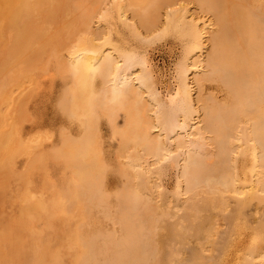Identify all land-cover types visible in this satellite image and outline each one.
Wrapping results in <instances>:
<instances>
[{
	"label": "bare ground",
	"instance_id": "obj_1",
	"mask_svg": "<svg viewBox=\"0 0 264 264\" xmlns=\"http://www.w3.org/2000/svg\"><path fill=\"white\" fill-rule=\"evenodd\" d=\"M56 1L58 2V0H56ZM63 2H65V0ZM127 2H128V4H126ZM145 2H147V1H145ZM56 3H55V0H0V52L3 53V57L2 58L0 57V59H1L0 60V74L6 70H8V71L11 69L16 70V68H17V69H19V72H17L18 73L17 75L19 76L20 79L24 78V80H25V78L28 77V74L30 73V71H32L34 69L35 62L33 61V56L34 57L37 56L38 58H40V57L42 58V56H43L42 54H44V52H45L44 50L49 46L52 47L51 46L52 40L58 36V34L60 33L61 29L65 26V24L67 26H69L68 22H66V19L64 18L63 14L61 13L59 6ZM59 3H60V0H59ZM102 3H104V2H102ZM126 3L125 4L128 5L127 7H129V9L134 10V8L136 6L134 1L128 0V1H126ZM71 4H68V5H71ZM79 4H81V3H79ZM68 5H66V6H68ZM104 5H105V3H104ZM123 5H124V3H123ZM81 6H82V4H81ZM96 6H98V5L96 4L93 6L94 10H92V11L94 13H96V10H97ZM237 6H238L236 9L237 13H235L236 15L233 14L232 15L233 18L231 17L232 23H228L227 21L223 22L219 26L218 30H216L217 32H215L214 35L212 34L213 37L211 39V47H210L211 49L209 48L207 60L205 62H202L199 59V57L197 56L194 59H192L191 64L189 63V65H186L183 73L181 72L182 73V77L180 78L181 81L178 79L180 81L179 89L175 90L176 92L174 95L170 94V96H168V98H169L168 105L170 106V109H172L175 112L174 114L175 115L177 114V115L172 120L170 126L168 128L166 126V129H164L166 131L165 132L166 134L163 136V138L154 135L153 130L156 128V125H158L157 123L160 122V120H161V116L163 113V111H161V106H162V102L164 100L155 104L156 105V107L154 106L155 108H151L150 106L147 105V103L144 104L142 102L143 104H141V100L139 99V96H138V90H137V88H135V84L136 85L139 84L140 85L139 88H143L142 86H146L148 89V92L154 91L153 85L150 82V77H149V73H148L149 71L147 70L148 68H147L145 62L143 63V61H142L141 71L138 73H135V72H133L135 65L131 61L133 59H129V57L127 55L119 54L118 56H115L114 51H116V53H117V50H113V52L111 53L110 51L107 52V50L103 51L104 50L103 48H102V51L93 50V49L91 50L90 49L91 43L92 42L96 43V40L94 38H93V40H95V41L88 43L90 47H88V46L87 47L90 50H85L87 48L86 47L84 49V51L80 52L79 55L77 53L78 58L84 59L83 60L84 63H82L80 65V67L77 68L75 65L76 63H74V61H72V59L70 60L71 62L69 63V68L78 77L79 85L77 87V95H74L72 100H70V101L67 100V107L65 108V110H67V112L72 117H75L76 119H77V117L83 119L82 121L84 123V132L81 135V137H76L72 133L71 134L74 137L72 135H68L66 133L67 130H65V132L63 133V140H62L63 143H62V146L60 145L61 148L59 149L58 154L61 156L60 153H62V156L64 158L63 161L67 163V166L69 165L70 167L73 168V171H72L73 175L70 173L72 175L70 177L71 178L70 183L73 185V191L70 194L69 193L65 194V196L67 198H69V203H71V204L78 205L82 200H86L87 198L91 197L94 200L96 199V202L101 203V205H102V203H105L107 205L108 204L112 205L113 207L115 206V209L117 208L115 211L116 217H114L115 215L113 217H114V219L116 218V221L119 224V225L118 224L117 225L121 227L119 229H122L121 231L123 233L122 236H120V238H117L116 237L117 235L115 236L114 233H108V234L106 233L107 235L105 237H103L104 239L102 238L103 240H100V237H99L100 235L97 236L98 232L96 234V237L95 236L93 237V235H92L93 238L92 239L89 238L91 240L86 241V243L83 244V245L86 244L84 254H83L84 257L81 260H79V259L77 260L75 258L77 260L76 264H150V263L154 264L153 261L156 260L155 258L157 255H156L155 248L153 246V241L151 240V237L149 236L152 233V230L149 228L147 229L145 226H144V229H142V223H144V222L142 221L141 213L143 210V206H146L147 204H150V202H153L155 200V196H154V198H152V194L150 193V191H149V193L151 195L150 194L149 195H142V192H141L142 189L140 191L139 188L142 185L144 187L145 183L146 184L149 183L147 185H152V178L151 177H153L152 174H153L154 167L156 169L157 166L159 167L162 163H164L166 161L171 163L170 167H172V169L174 170V172L173 171L172 172L175 175L176 182L179 185H182V189H181L182 191L181 192L179 191L180 192L179 196L180 195H181V197H182V195L187 196V199H185V200L183 199L184 201L182 203H180L181 200L178 197V199L180 200V201L179 200L178 201L182 205L190 204L188 206H191L192 203L196 202V200H197V204H198V202L201 200L200 197L203 198V196L205 195L206 196L205 199L207 201L206 203H209L211 205V203L213 201H219L220 206H222V208L225 209L227 199L230 196H233V199L236 200V202L238 204V205L235 204V205H237L235 208L238 211L239 218L244 219L242 212L244 213V209L250 208V205L253 204V202L251 203V201L256 199V200H258V202L264 203V0H249L248 3H246L245 0H239ZM83 7H84V5H83ZM121 7L123 8L122 5H121ZM147 7H149V5ZM65 8L67 9L68 7H65ZM138 8L141 9L142 7L140 8V6H139ZM124 9H125V6H124ZM118 10L120 11V9H118ZM142 10H138V9H137V11L134 10L136 12L135 16H134L136 19L135 22L143 24L144 28H145L144 29L145 32L149 36H151L163 24V21L161 18H158V19H156V18L152 19V17L147 18V8H143ZM121 11H123V10L121 9ZM102 12H103V10H102ZM102 12L101 13L99 12V13L103 15ZM80 13H82V11ZM121 13L122 12H120V17H121ZM85 14H86V12H85ZM150 14H153V13H150ZM180 14L182 15L181 18L183 19L182 20L183 24L185 23L186 26L189 28V29H187V33H188L187 36L190 38L188 51H191L194 53V50L198 49L202 45V39H203L204 32H202L201 28L196 23L197 20L194 19L192 12H190L185 7L180 6V8H177V7H173L172 4H168L165 15H162V16L165 17L164 18L165 21L169 22L171 20V18H173V17L176 18L175 16L179 17L178 15H180ZM76 15H78V13ZM85 17H86V15H85ZM123 17H125V16L123 15ZM111 18H112V16H111ZM181 18H180V20H181ZM225 18H227V17H225ZM114 19H115V17H114ZM85 20L83 21V23L86 22ZM81 21H82V19H81ZM120 21H123V23H125L123 19H121ZM229 21H230V19H229ZM90 22H92V21H89V23ZM127 22H128V20H127ZM76 25H78V24H76ZM76 25H74V28L76 27ZM130 25H132V24H130ZM92 26L93 25L91 24V26H89V27H91V29H92L93 28ZM68 29H69V27H68ZM133 29H132V31H135ZM72 30H74V29H72ZM83 30H85V29H83ZM5 34H7V38H5V36H6ZM73 36H74V34H73ZM81 36H82V34H81ZM86 37H88V36H86ZM90 37H92V36H90ZM60 38H62V37H60ZM64 39H65V36H64ZM88 40L90 41V40H92V38L88 39ZM104 44H106V43H104ZM99 46L97 48H99ZM54 47H55V45H54ZM94 48H96V47L94 46ZM201 48H200V50H201ZM54 49H51V51L53 52ZM73 49H74V47L71 50H73ZM58 51L56 53L54 51L53 53H55L57 55ZM80 51H81V48H80ZM71 52L72 51H70V53ZM75 52H79V51L75 50ZM75 52L73 54H75ZM53 53H50V54L53 55ZM40 55H42V56H40ZM192 55H194V54H192ZM195 55H197V54H195ZM200 56H202V55H200ZM71 58L76 59L77 57H71ZM204 58H206V57H204ZM187 61H189V60H187ZM187 61L185 60V62H187ZM202 63H205L204 73L201 70L200 72H202V75H199L198 73H196L198 69L197 70L195 69L196 72L195 73L193 72L194 76L192 78H189L188 74L190 71V67L199 68L202 65ZM65 67H67V65H65ZM58 68H59V66H58ZM35 70H37V69H35ZM91 70L94 71L93 75H90ZM192 70H194V69H192ZM68 71H69V69H68ZM137 71H139V70H137ZM39 72H40V70H39ZM60 72H59V74H60ZM11 74H13V72H11ZM7 78H9V77H7ZM17 78H16V80H17ZM70 78H72V77H70ZM208 78L213 79V81H215V83L218 84L219 88L223 92L224 99H223L222 103L215 100L216 98L212 97L209 94L210 96L208 98L210 100H213L212 104L211 105H209V104L201 105L199 103L200 99H198V96L196 98L194 97L197 95V93H196V95L193 94L194 89H196L194 87L196 85H198L199 89H197V90L199 92V90L201 88L200 87V83H201L200 81H202L203 79H208ZM36 79H37V77H36ZM70 81H71V79H70ZM95 81H103L105 86L109 87L110 93L112 94L111 99H106V97H105L102 100H100L96 97L97 95H96V92L94 89L95 88L94 87ZM135 81H137L138 83L136 82L133 84V82H135ZM19 82H20V80H19ZM25 82H26V80H25ZM30 82H31V79H30ZM209 82H211V81H209ZM21 83H22V80H21ZM12 84H14V83H12ZM97 85H98V83H97ZM15 87H18V86H15ZM9 88H10V86H9ZM27 88H28V86H27ZM16 90L19 91L18 89H16ZM155 90H156V88H155ZM143 91H144V89H143ZM154 92H155V95L157 96L158 94H156V91H154ZM23 93H25V92H23ZM5 94H6L5 91L0 93V101H1V99H5ZM21 94H20V96H21ZM85 94H87V95L89 94L90 97L87 98V103H88L87 106L82 107L81 104H82V101H83ZM16 95H18V94L16 93ZM153 95H154V93H153ZM146 96H145V98H146ZM151 96H152V94H151ZM13 97H14V95H13ZM158 97H159V95H158ZM160 97H159V99H161ZM204 98H205V96H204ZM18 99H19V95H18ZM8 100H9V98H8ZM11 100H13V98ZM23 100H24V98H23ZM202 100H205V99L202 98ZM7 101H6V103H7ZM25 101H26V99H25ZM16 102L17 101L15 100V103ZM201 102H203V101H201ZM19 104H20V102H19ZM2 105H3V103H2ZM4 105H6V104L4 103ZM15 105L16 104H14L13 107H15ZM163 105L165 106V104H163ZM19 106L20 105H18V107ZM4 107L5 106H3V108ZM6 107H5V111H6ZM20 107L18 109H20ZM103 107L106 108L107 110L108 109L113 110V112L116 111L117 107H122L124 109V113L126 114V120L124 122V126L121 128H119V126L114 127L115 133H116V135L120 136V142L122 144V146H121L122 152H121L120 157L126 158V154H128V152L130 151V147L128 145L130 142H132L135 144V148H134L133 152H135V151L138 153L142 152L141 157H144V160H145V164L144 163L135 164L133 162L134 166L131 165L130 167L134 170L135 173L134 174L132 173V175L129 172V170L126 169V166L128 164H125L123 162L124 164L120 165L124 168L122 171L123 174L120 173V175H123L124 180H123V185L121 186L120 190L116 193V200H113V201H111V200L109 201L110 196L108 197V194H105L106 191L104 193V192H102L103 190L100 191L98 188V186H103L105 181H107L106 172L108 169V166L106 165L107 163H105L104 159H103L104 155L102 157L101 146L98 144V135H99L98 133H99V124H100V114L98 112V109L99 108L103 109ZM167 111H165V112H167ZM2 112H3V110H2ZM64 112H66V111H64ZM165 112H164L163 116H165ZM5 113H2L3 118L5 117L3 115ZM110 115L111 114L109 112V116ZM19 116L20 115L18 112V117ZM65 116H67V115H65ZM112 117H113V122H112V120H110V121L113 125H115L116 121H114V120H117L118 114L115 112L110 117V119H112ZM0 118L3 119L2 117H0ZM1 119H0V123L1 122L4 123V121ZM164 120H165V118H164ZM19 121L21 123L20 117H19ZM161 121L163 122V120H161ZM167 121H169V120H167ZM5 123H7L6 120H5ZM2 125L3 124H0L1 127H3ZM11 125H10V127H11ZM160 125H162V124H160ZM3 129H4V127H3ZM18 129L19 128H17V130ZM164 130H163V132H164ZM14 131H15L14 129H11V131L9 130V132H7V133H6V131L4 134L0 133V153L3 152V155L4 154L7 155L8 151H10V154H11L13 146H15V144H16L15 147H17L18 139L15 138ZM154 132H155V130H154ZM61 133H62V131H61ZM111 137H113V136H111ZM61 138H62V136H61ZM111 140H114V139H111ZM34 143L35 142L31 143L32 147H33ZM31 144H30V148H31ZM25 146L27 147V145H25ZM118 146H120V145H118ZM15 147H14V150H15ZM23 147H24V145H23ZM40 147H42V145H40ZM35 148H36V146H35ZM37 149H38V147H37ZM30 150H33V149H30ZM24 151L25 150H23V153H24ZM26 152H28V151H26ZM38 152H41V151H38ZM48 153H49V151H48ZM41 154L44 155V153H41ZM132 154H131V156L133 157V155L135 156L136 153L133 155ZM24 155H26V154H24ZM31 155H32V153H31ZM114 156H117V155H114ZM137 156H138V154H137ZM20 157L21 156H19V155L17 156V158H20ZM29 157L30 156H28V158ZM45 157H43L45 159L44 161H46V158H48V157H46V158ZM52 158H54V157H52ZM36 159L38 160L40 158H36ZM59 159H57V160H59ZM42 160H40V161H42ZM13 161L11 160V162H13ZM133 161H135V157H134ZM148 161L150 163L147 164L146 162H148ZM5 162H6V160L4 158V163ZM49 162H50V160H49ZM125 162H127V161L125 160ZM142 162H143V160H142ZM2 163H3V161L0 164H2ZM14 163H15V161L13 162V164ZM26 163H28V162H26ZM26 163H25V165H26ZM58 163H60V161ZM61 163H62V161H61ZM127 163H129V162H127ZM130 163H132V162H130ZM6 164H7V162L5 163V165ZM27 165H29V164H27ZM32 165L33 164H31V166ZM39 165L42 166L41 167V169H42L43 165L40 163H39ZM39 165H37V166H39ZM4 167L5 166L0 165V170L3 171ZM32 167H34V165ZM38 168H40V167H38ZM38 168H37V170H39ZM67 168H65L64 171H66ZM23 170H26V169L23 168ZM22 172L20 174H24ZM159 172H161V171H159ZM33 173H35V172L33 171ZM3 174H1V175H3ZM16 175L15 176L19 178L18 173ZM27 175H29V174H27ZM21 176L22 175H20V177ZM47 176H48V174H47ZM5 178H6V176H5ZM14 180L15 179H13V181ZM32 181H33V179H32ZM50 181L47 183L50 184ZM159 182H160V184H162L161 181H159ZM16 183H18V181ZM45 183H43V184H45ZM52 183H53V180H52ZM70 183L68 185H70ZM85 183H86V185H85ZM175 183H174V185H175ZM31 184L35 185L34 182H32ZM68 185H67V187H68ZM171 185H173V184L171 183ZM24 186H25V184H24ZM44 186L45 185H43V187ZM47 186H51V185H47ZM47 188H49V187H47ZM162 188H163V186H162ZM58 189H56V190H58ZM61 189H64V187ZM162 190H164V189H162ZM178 190H180V189H178ZM47 191H49V190H47ZM58 191H56V192H58ZM61 191L62 190H60V192ZM67 191H68V189H67ZM62 193H65V191ZM40 194H42V193H40ZM210 194H214V197L215 196L216 197L215 198L208 197ZM35 195H36V193H35ZM20 196H22V195H20ZM167 196H169V195H167ZM167 196L166 197L164 196L166 198V199L164 198L165 200L168 199ZM62 197H64V196H62ZM238 197H240V198H238ZM31 198H33V197H31ZM243 198H245L244 201H243ZM229 199H230V201L228 202V205H229V203H231V198H229ZM165 200L164 201L162 200L161 203L162 202L164 203ZM65 201H67V200L65 199ZM201 201H203V200H201ZM44 202H46V201L44 200L41 202L32 203L30 205L28 204V206L22 212L23 215L26 217V221L23 223L21 222V227L23 229L29 231L31 233L32 237H35V238H38V235L32 230L30 223L32 221L39 219V218L40 219L43 218L44 212L46 213V215L50 214L49 215L50 217L53 216L56 212H52V210H53L52 208L55 206H58L57 204H55V203H57V199H55V198H54V202L51 201L52 203L48 201L49 203H51V205L48 203H47L48 204L47 205ZM67 203H65V204H67ZM166 203L168 204L167 201H166ZM166 203H164V204H166ZM179 203L174 204V206L180 205ZM241 203H243L242 206H240ZM257 203L255 202V206L258 209V206L256 205ZM164 204H161V205H164ZM161 205H160V207H161ZM215 205H217V204L215 203ZM61 206H62V204H61ZM106 206H102V207H106ZM199 206H201V204ZM67 207L69 208V206H67ZM107 207H109V206H107ZM61 208L62 207H60V212H61ZM85 208H87V207H85ZM216 208H217V206H216ZM72 209H73V207H72ZM203 209H206V208H203ZM257 209H256V211H257ZM67 211H68V209H67ZM89 211H91V210L89 209ZM191 212H192V210H191ZM191 212H189V213H191ZM259 212H262V211H259ZM84 213H85V211H84ZM253 213H254V211H253ZM109 214H110V212H109ZM186 214H187V212H186ZM163 215H164V211H163ZM192 215L193 216L195 215V217H196V213H194ZM206 215L207 214H205V216ZM246 215H249L252 218L256 217L254 214H252V213L250 214L249 212H247ZM189 217H191V215ZM200 217H201V215H200ZM71 218H73V217H71ZM108 218H109V216H108ZM259 218H260V216H259ZM263 218H264V216L262 217V219ZM105 220H106V217H105ZM161 220H163V219H161ZM244 220H246V218ZM110 221H111V219H110ZM191 221H192V219H191ZM246 221L248 222V220H246ZM46 222L48 223V221H46ZM171 222H174V221H171ZM162 223H163V221H162ZM193 223H194V221H193ZM202 223L200 222V224H202ZM40 224H42V223H40ZM113 224H114V221H113ZM164 225H165V223H164ZM164 225L161 226L160 228H162V227L165 228L168 225L170 226V224H168L165 227H164ZM177 225H176V227H177ZM188 225L190 227H192L191 224H188ZM193 225H195V224H193ZM54 226H53V228H54ZM189 226H188V228H189ZM256 226H254V224H250L248 228L253 233L256 231ZM45 227H47V226H45ZM113 228H112V230H113ZM157 229H158V227H157ZM166 229H169V227H167ZM162 230H160V232H162ZM176 230H178V228ZM176 230H175V232H176ZM178 231H181V230L179 229ZM106 232H108V231H106ZM187 232H188V230H187ZM190 233H191V231L189 232V234ZM99 234H101V232ZM178 234L179 233H176V235H178ZM102 235H101V237H102ZM163 235H160V236L163 237ZM179 235L180 236L182 235V237L187 236V235H184L182 231L180 232ZM160 236H159V238H160ZM170 236L171 235L168 234L169 238H170ZM0 237H1L0 239H4L2 241L7 242L5 244H0V253H1V250H3V248L7 249V246L9 248L10 252L12 253L11 255L15 254L14 253L15 250L19 251V249H22V250L30 249L34 253V257H35L33 264H49L48 262H46L44 260V254L46 256H49L48 252H44V248H41L39 245H35V243L33 245H29L28 248L25 247L24 244H18V241L16 239H20V238H15L12 229L8 228V229L4 230L3 233L0 234ZM80 237L81 236H79V239H80ZM83 237L85 238V236H83ZM177 238H178V236H177ZM184 238H186V237H184ZM63 239H64V237H63ZM183 240L185 242H187V240H185V239H183ZM165 241H167V239H165L163 241L164 245H167V243L169 245H171L169 243L171 241H169V242L167 241L166 244L164 243ZM180 241H182V240H180ZM63 242L64 241H62V243ZM178 242H179L178 240H177V242L175 240L174 246H176V244H178ZM45 243H46V241H45ZM172 244H173V242H172ZM80 245H81V243H80ZM169 245H167V247ZM165 248H161V249L163 250ZM161 249H158V251L160 250V252H161ZM176 250L178 251L180 249H176ZM176 250L174 249V251H176ZM81 251H82V248H81ZM162 252L164 255L165 252L164 251H162ZM170 252H172V251H170ZM2 253H4V251H2ZM262 253L263 254L261 256V259H262L261 264H264V252H262ZM167 255L170 257L169 253ZM6 256H9V255H6ZM101 256L103 258H101ZM257 256H258V254H257ZM56 257H57V255H56ZM56 257L54 256V258H56ZM59 258H61V257H59ZM175 258H176V256H175ZM169 261L167 259L168 264H169ZM62 263H63V261H62ZM62 263H60L58 260L52 264H62ZM183 263H184V261H182L181 264H183ZM199 263H200V261H199ZM202 264H204V263H202ZM253 264H254V261H253Z\"/></svg>",
	"mask_w": 264,
	"mask_h": 264
},
{
	"label": "rangeland",
	"instance_id": "obj_2",
	"mask_svg": "<svg viewBox=\"0 0 264 264\" xmlns=\"http://www.w3.org/2000/svg\"><path fill=\"white\" fill-rule=\"evenodd\" d=\"M63 1L64 0H60V3H59V0H58V2L55 0V3L57 2L56 4L59 6L60 11L63 14L64 18L66 19V22H68L69 26H67L65 24V26L61 29L58 36L52 40V44H51L52 47L46 46L47 48L44 51L47 54L44 52V54H42L43 56L40 55V56H42V58L41 57L38 58L37 56H35V57L33 56V61L35 62L34 69L32 71H30V73L28 74V77L25 78L26 82H25L24 78L20 79L19 76L17 75L18 74L17 72H19V69H17V68H16V70L15 69H11L9 71L6 70L0 74V93H2L4 91L6 93L5 99H1V101H0V117L3 118L2 113L6 112L5 114H3L5 116L4 117L5 119L0 118L1 120L4 121V123H2V122L0 123V124H3L2 126L4 127V129H3V127L0 126V130H1L0 133L4 134L5 131L7 133V132H9V130L11 131V129H14L15 130L14 136H15V138L18 139L17 147H15L16 144H15V146H13L12 153H11L12 155L10 154V151H8L7 155L6 154L3 155V152L0 153V163L3 161V163L0 165L5 166L3 171L0 170V175L4 173L3 175L0 176V234L3 233L4 230L9 228V229H12L15 238H20V239H16L18 241V244H24L25 247L28 248L29 245H33L35 243V245H39L41 248H44V252L49 253L48 254L49 256H46L44 254V260L46 262H48L49 264H52L58 260L60 263H62V261H63L62 264H76V261L78 259L81 260L84 257L83 254H84L86 244L85 245H83V244L86 243V241L91 240L94 236L96 237L97 232H98L97 236L100 235L99 236L100 240H103L104 239L103 237H105L108 233H114L115 236L117 235L116 236L117 238H120V236H122V234H123L121 231L122 229H119L121 227L118 226L119 224L117 223L116 218L114 219V217H116L115 211L117 209V208L115 209V206L113 207L112 205H109V204L107 205L105 203H102V205H101V203L96 202V199L94 200L91 197L87 198L86 200H82L78 205H76V204L69 203V198H67L65 196V194H68V193L70 194L73 191V185L70 183V179H71L70 177L73 175V172H72L73 168L70 167L69 165L67 166V163L63 161L64 158L62 156V153H60L61 156L58 154L59 149L61 148L62 143H63L62 142L63 133L65 132V130H67L66 133L68 135L73 134L76 137H81V135L84 132V123L82 121L83 119H81L79 117H77V119H76L75 117H72L67 112V110H65V108L67 107V100L70 101L73 99L74 95H77V87L79 85L78 77L69 68V63L71 62L70 60L72 59V61H74V63H76L75 65L77 68L80 67V65L82 63H84L83 62L84 59L78 58V55L80 54V52L84 51V49L87 46L90 47L88 44L89 42L91 43L92 41L96 40V43L95 42H92L93 44L91 43V47L93 46L92 48L90 47L91 50L93 49V50L102 51V48H103L104 49L103 51L107 50V52L110 51L111 53L113 52V50H117V53H116V51H114L115 54L113 53L115 56H118L119 54L127 55L129 57V59H133L131 61L135 65V68L133 69V72H135V73H138L141 71L142 61H143V63L145 62L146 66L148 68L147 70L149 71L148 73H149V77H150V82L152 83L153 88H154L153 90L156 91V94H158L159 97L162 95L160 97L161 99H159L158 95L157 96L155 95L154 91L148 92V89L146 86H142L143 88H139L140 85L135 84V88H137V90H138V96H139V99L141 100V104L147 103V105L150 106L151 108H155L156 107L155 104L164 100L162 102V106H161V111H163L162 116H161V120H163V122L160 120L161 123L160 122L157 123L158 125H156V128L154 129L155 132L153 130L154 135L163 138V136L166 134L165 133L166 131L164 129H166V126H167V128L170 126L172 120L177 115V114L176 115L174 114L175 112L172 109H170V106L168 105V102H169L168 96H170V94L174 95L176 92L175 90L179 89L180 81H181L180 78L182 77V73H183L186 65H189V63L191 64L192 59H194L195 57L198 56L202 62H205L207 60V57H208L207 55H208L209 48L211 47V39H212L213 35L215 34V32H217L216 30H218L219 26L223 22L227 21L228 23H232V18H233L232 15L233 14L236 15L235 13H237L236 9L238 7L237 5L239 2V0H236V1L235 0H152V1L151 0H132V1H134L135 5H136L134 8L135 11H137V9L142 10L143 8H147V18H149V17L150 18L152 17V19L161 18L163 21V24L156 30V32L153 35L149 36L144 30L145 29L144 25L141 23L135 22L136 19L134 16H135L136 12L133 9H129V7H127L128 5H126V4H128V2L126 3V1H128V0H108V1L107 0H99V1L98 0H81V1L80 0H72V1L71 0H65V2H63ZM145 1H147V2H145ZM245 1H246V3L249 2V0H245ZM102 2H104L105 5ZM79 3H81L82 6ZM123 3H124V5H123ZM68 4H71V5H68ZM96 4L99 7L100 6L101 7L99 8L98 6H96L97 10H96V13H94L92 10H94L93 6ZM168 4H172L173 7H177V8H180V6H182V7H185L186 9H188L190 12H192L194 19L197 20L196 23L199 25L202 32H204L203 39H202V45L198 49L194 50V53L191 51H188L190 38L187 36L188 35L187 29H189V28L186 26L185 23L183 24V22H182L183 19L181 18L182 15L180 14V15H178L179 17L175 16L176 18H174V17L171 18V20L169 22L165 21V19H164L165 17L162 16V15H165ZM66 5H68V6H66ZM83 5H84V7H83ZM121 5L123 6V8L121 7ZM148 5H149V7H147ZM124 6H125V9H124ZM139 6H140V8L141 7L142 8L139 9L138 8ZM65 7H68V8L66 9ZM118 9H120V11ZM121 9L123 11H121ZM102 10H103V12H102ZM81 11H82V13H80ZM85 12H86V14H85ZM99 12L100 13L102 12L103 15L100 14ZM120 12H122L121 17H120ZM75 13L76 14L78 13V15H76ZM150 13H153V14H150ZM85 15H86V17H85ZM110 15L112 16V18ZM123 15L125 17H123ZM114 17H115V19H114ZM225 17H227V18H225ZM180 18H181V20H180ZM81 19H82V21H81ZM121 19H123L125 23H123V21H120ZM229 19H230V21H229ZM84 20L86 22L83 23ZM127 20H128V22H127ZM89 21H92V22L89 23ZM76 24H78V25H76ZM91 24L93 25L92 29H91V27H89V26H91ZM130 24H132V25H130ZM74 25H76L77 28L76 27L74 28ZM68 27H69V29H68ZM82 28L85 30H83ZM72 29H74V30H72ZM132 29L135 31H132ZM73 34L75 37L73 36ZM81 34H82V36H81ZM5 35H4L5 38H7V34H5ZM64 36H65V39H64ZM86 36H88L89 38ZM90 36H92V37H90ZM60 37H62V38H60ZM91 38H92V40L89 41L88 39H91ZM93 38L95 40H93ZM104 43H106V44H104ZM53 44L55 45V47ZM97 45L98 46L100 45L99 48H97L98 47ZM94 46L96 48H94ZM73 47L76 51H79V52H75L74 49H73L74 51L71 50ZM80 48H81V51H80ZM87 48L85 50H90L89 48L88 49ZM200 48H201V50H200ZM51 49H54L53 52L55 51V53L59 50L58 54L56 55L55 53H53L51 51ZM70 51H72V52L70 53ZM74 52H75V54H73ZM50 53H53V55ZM77 53H78V55H77ZM192 54H194V55L197 54V55L194 56ZM200 55H202V56H200ZM0 57L1 58L3 57L2 52H0ZM71 57H77V58L75 59V58H71ZM204 57H206V58H204ZM185 60L186 61L189 60V61L185 62ZM64 64L67 65L68 68L65 67ZM204 65H205V63H202V65L199 68L190 67V71L188 74L189 78H192L194 76V73L196 72L195 69L196 70L198 69L196 73H198L199 75H202V72H200V71L202 70L204 73V71H205ZM58 66H59V68H58ZM35 69H37V70H35ZM68 69H69V71H68ZM192 69H194V70H192ZM39 70H40V72H39ZM137 70H139V71H137ZM11 72H13V74H11ZM59 72H60V74H59ZM93 73H94V71L91 70L90 75H93ZM7 77H9V78H7ZM36 77H37V79H36ZM70 77H72V78H70ZM16 78H17V80H16ZM29 78L31 79V82H30ZM69 78L71 79V81L72 80L73 81L71 82ZM19 80H20V82H19ZM21 80H22V83H21ZM209 81H211V82H209ZM136 82L137 81L133 82V84ZM200 82H201L200 83L201 88L199 90L200 93L197 90V89H199L198 85H196L194 87L196 89H194L193 94L196 95V93H197V95L196 96L193 95V96L195 98L198 96V99H200L199 103L201 105H203V104L204 105H207V104L211 105L212 104L213 100H210L208 98L210 95L212 97L216 98L215 100H217L218 102H220V103L223 102V99H224L223 92L219 88L218 84L215 83V81H213V79H210V78L203 79ZM12 83H14V84H12ZM97 83H98V85H97ZM103 84H104L103 81H95V85H94L95 88L94 89H95V92L97 95L96 97L100 100H102L105 97H106V99H111L112 94L110 93L109 87L105 86V84L104 85ZM9 86H10V88H9ZM15 86H18V87H15ZM27 86H28V88H27ZM155 88H156V90H155ZM16 89H18L19 91H17ZM143 89H144V91H143ZM23 92H25V93H23ZM16 93L19 95V99H18V95H16ZM153 93H154V95H153ZM20 94H21V96H20ZM151 94H152V96H151ZM13 95H14V97H13ZM145 96H146V98H145ZM204 96H205V98H204ZM88 97H90L89 94L84 95V98H83V101L81 104L82 107L87 106V104H88L87 98ZM8 98H9V100H8ZM12 98H13V100H11ZM23 98H24V100H23ZM202 98L205 100H202ZM25 99H26V101H25ZM15 100L17 101L16 103H15ZM6 101H7V103H6ZM201 101H203V102H201ZM19 102H20V104H19ZM2 103H3V105H2ZM4 103L6 105H4ZM14 104H16L15 107H13ZM163 104H165V106ZM18 105L21 106V107L19 106L20 109H18L19 108ZM3 106H5V107L7 106L6 111H5V107L3 108ZM99 109H98V112L100 114V124H99V133H98L99 134L98 135V144L101 146L102 157L104 155L103 159H104V162L107 163L106 165L108 166V169L106 172L107 181H105L103 186H98V188L100 191L103 190L102 192H104V193L106 191L105 194H108V197L110 196L109 201L110 200L113 201V200H116V193L120 190L121 186L123 185V180H124L123 175H120V173L123 174L122 171L124 168L120 165H123L124 163L128 164L126 166V169H128L132 175V173L134 174L135 172L130 166L131 165L134 166V163L135 164H139V163L145 164V160H144V157H141L142 152L141 153H138L136 151L133 152V150L135 148V144L132 142H130L128 146L130 147V151L133 154L136 153L135 156L129 151L128 154H126V158L120 157L121 152H122V149H121L122 144L120 142V136L116 135V133H115L114 127L119 126V128H121L124 126V122L126 120V114L124 113V109L122 107H117L115 112L118 114V118H117V120H114V121H116L115 125H113L110 121V120H112V122H113V117H112V119H110V117L115 112H113V110H110V109L107 110L104 107H103V109L102 108H99ZM2 110H3V112H2ZM17 111L19 112V115H20L19 117L21 119V123L19 121ZM64 111H66L67 113ZM165 111H167V112H165ZM109 112L111 114L110 116H109ZM164 112H165V116H163ZM65 115H67V116H65ZM164 118H165V120H164ZM5 120L7 121V123H5ZM167 120H169V121H167ZM160 124H162V125H160ZM10 125L12 128L10 127ZM17 128H19V129L17 130ZM163 130H164V132H163ZM61 131H62V133H61ZM61 136H62V138H61ZM111 136H113V137H111ZM111 139H114V140H111ZM32 142H35L36 144L37 143L38 144L36 145L34 143L33 147H32V144H31ZM30 144H31V148H30ZM39 144L42 145V147H40ZM23 145H24V147H23ZM25 145H27V147ZM118 145H120V146H118ZM35 146H36V148H35ZM14 147H15V150H14ZM37 147H38V149H37ZM30 149H33V150H30ZM23 150H25L24 153H23ZM26 151H28V152H26ZM38 151H41V152H38ZM48 151H49V153H48ZM13 153L15 155L16 154L17 155L15 156ZM31 153H32V155H31ZM41 153H44V155ZM24 154H26L27 156ZM131 154L133 155V157L131 156ZM137 154H138V156H137ZM18 155L21 157L17 158ZM50 155L54 158H52ZM114 155H117V156H114ZM28 156H30V157L28 158ZM45 156L48 158H46ZM43 157L46 158V161H44L45 159ZM134 157H135V161H133ZM4 158L7 162L6 165H5L6 162L4 163ZM36 158H40V159L37 160ZM48 159L50 160V162ZM57 159H59V160H57ZM11 160L15 161V163H14L15 165L13 164L14 161L11 162ZM40 160H42V161H40ZM125 160L129 163L130 162H132V163L129 164V163L125 162ZM142 160H143V162H142ZM59 161H60V163L62 161V163L61 164L58 163ZM26 162H28V163H26ZM25 163H26V165H25ZM39 163L43 165L42 169H41L42 166H40ZM146 163L148 164L150 162L148 161ZM27 164H29V165H27ZM31 164H33L34 167H32L33 165L31 166ZM170 164L171 163L166 161V162L162 163L159 167L157 166L156 169L154 167L155 170L153 169V174H152L153 177H151L152 178V185H147L149 183H147V184L145 183V185H144L145 188L143 187V185L140 186V188H139L140 191L142 189V191H141L142 195H149L151 193L152 198H154V196H155V200L153 202H150L151 205L147 204L149 207L147 205L146 206L142 205L143 210L141 213L142 221L144 222V223H142V229H144V226H145L147 229L149 228L152 230V233L149 236L151 237V240L153 241V246L155 248L156 255H157L155 258L156 260L154 259L155 261H153V263L154 264H168L167 263V259H168V261L170 260L169 264H181L182 261H184L183 264H196V263L197 264H200V263L201 264L202 263H204V264H253V261H254V264H256V263L261 264V262H262L261 256L263 254L262 252H264V227H263L264 226L263 225L264 224L263 223L264 218L262 219V217L264 216L263 215L264 214V203L258 202V200L254 199L253 201H251V203L253 202V204L250 205V208L244 209L245 214L242 212V214L244 216L243 218L244 219L246 218V220H248V222L244 219L239 218L238 211L235 208L238 204H237L236 200L233 199V196L229 197V198H231V203H229V205H228V202L230 201V199L229 198H228L229 200L227 199L225 209L222 208V206H220L219 201H213L211 203V205L209 203H206L207 201L205 199V197H206L205 195L203 196L204 199L200 197V199L203 201L200 200L198 202V204H197V200H196V202L192 203L191 206H188L190 204L182 205L180 203H182L185 199H187V196L186 195L185 196L182 195V197H181V195L179 196L180 192L182 191L181 190L182 185H179L176 182L175 175L173 173L174 170L172 169V167H170ZM37 165H39V166H37ZM36 167L37 168L40 167V168H38L40 171L37 170ZM23 168L26 170H23ZM65 168H67L66 171H64ZM158 170L161 172H159ZM33 171L35 173H33ZM12 172L15 175L18 173L19 178L16 177L17 175L15 176ZM21 172L24 174L26 173V174L25 175L20 174ZM27 174H29L30 176ZM47 174H48V176H47ZM20 175H22V176L20 177ZM5 176H6V178H5ZM13 179H15V180L13 181ZM32 179H33V181H32ZM52 180H53V183H52ZM17 181H18V183H16ZM49 181H50V184L47 183ZM159 181H161V183L162 184L164 183V184L163 185L160 184ZM32 182H34L35 185L31 184ZM68 182L70 183V185H68L69 184ZM43 183H45V184H43ZM171 183L173 185H171ZM174 183H175V185H174ZM24 184H25V186H24ZM46 184L51 185V186H47ZM157 184L158 185L160 184L161 186L160 185L158 186ZM43 185H45V186L43 187ZM67 185L69 188L67 187ZM85 185H86V183H85ZM162 186H163V188H162ZM47 187H49V188H47ZM63 187H64V189H61ZM58 188L62 191L60 192V190ZM66 188L68 189V191ZM56 189H58L59 191ZM162 189H164V190H162ZM178 189H180V190H178ZM47 190H49L50 192ZM56 191H58V192H56ZM64 191H65V193H62ZM149 191H150V193H149ZM35 193H36V195H35ZM40 193H42L44 196ZM20 195H22V196H20ZM167 195H169V196H167ZM62 196H64V197H62ZM164 196L165 197L167 196L168 199L165 200L166 198ZM31 197H33V198H31ZM178 197L180 198L181 201L178 199ZM208 197L215 198L216 196L214 197V194H210ZM54 198L57 199V203H55V204H57L58 206L53 207L52 208L53 210L52 209L51 210H52V212H56V213L53 216H51L52 218L49 216L50 214H47L50 217L49 218L46 215V213L44 212L43 218H41V219L39 218L35 221H32L33 223L31 222L30 226L32 227V230L38 235V238L32 237V235L29 231H27L21 227V222L23 223L26 221V217L23 215L22 212L28 206V204L30 205V204L35 203V202H41V201L45 200L46 201V202H44L45 204L48 203L51 205V203H52L51 201L54 202ZM238 198H240V197H238ZM65 199L67 201H65ZM244 199L245 198H243V201H244ZM162 200L163 201L165 200L164 203H166V201H167L168 204L167 203L164 204L163 202L161 203ZM178 200L180 201V203ZM48 201L51 203H49ZM255 202L256 203L258 202L256 204L258 206V209L255 206ZM65 203H67V204H65ZM178 203L180 205L174 206V204H178ZM215 203L217 205H215ZM243 203H241L240 206H242ZM61 204H62V206H61ZM161 204H164V205H161ZM200 204H201V206H199ZM235 204H237V205H235ZM106 205L109 207H107ZM160 205H161V207H160ZM59 206L62 207L61 212H60ZM67 206H69V208ZM102 206H106V207H102ZM216 206H217V208H216ZM72 207H73V209H72ZM85 207H87L88 209ZM203 208H206V209H203ZM67 209H68V211H67ZM89 209L91 211H89ZM256 209H257V211H256ZM191 210H192V212H191ZM84 211H85V213H84ZM163 211H164V215H163ZM253 211H254V213H253ZM259 211H262V212H259ZM109 212H110V214H109ZM186 212H187V214H186ZM189 212H191L192 214L196 213V217H195V215L193 216ZM247 212H249L250 214L251 213L254 214L256 217L252 218L249 215H246ZM205 214H207V215L205 216ZM107 215L109 216V218ZM190 215H191V217H189ZM200 215H201V217H200ZM259 216H260V218H259ZM71 217H73V218H71ZM105 217H106V220H105ZM110 219L112 222L110 221ZM161 219H163V220H161ZM191 219H192V221H191ZM46 221H48V223ZM113 221H114V224H113ZM162 221H163V223H162ZM171 221H174L176 224L174 222H171ZM193 221H194V223H193ZM200 222L201 223L203 222V223L200 224ZM40 223H42V224H40ZM164 223H165V225H164ZM168 224H170V226ZM188 224H191L192 227H190ZM193 224H195V225H193ZM250 224H254V226L257 225L256 231L253 233L248 228ZM163 225H164V227L168 225L167 227H169V229H166L167 227L160 228ZM176 225H177V227H176ZM187 225L189 226V228ZM45 226H47V227H45ZM53 226H54V228H53ZM157 227H158V229H157ZM112 228L114 231L112 230ZM175 228L176 229L178 228V230L180 229L183 232V234L187 235V236H183V237H182V235L180 236L179 234L181 231H178ZM160 230H162V232H160ZM175 230H176V232H175ZM187 230H188V232H187ZM99 231L101 232V234H99L100 233ZM106 231H108V232H106ZM190 231H191V233L189 234ZM176 233H179V234L176 235ZM168 234L171 235L170 238L168 237ZM82 235L85 236V238ZM92 235H93V237H92ZM101 235H102V237H101ZM160 235H163V237ZM79 236H81L80 239H79ZM159 236H160V238H159ZM177 236H178V238H177ZM63 237H64V239H63ZM184 237H186L187 239ZM89 238H91V239H89ZM164 238L167 239V241L170 239L169 241H171V242H169V241L168 242L171 245H169L167 243V241H165L164 243L165 244L167 243V245H169V246L167 247V245H164L163 244V241L165 240ZM183 239L187 240V242H185ZM2 240H4V239H0V244L7 243V242H4ZM175 240H176V242H177V240L179 241L178 244H176V246H174ZM180 240H182V241H180ZM45 241H46V243H45ZM62 241H64V242L62 243ZM172 242H173V244H172ZM80 243L82 246L80 245ZM159 244L160 245L162 244V245L160 246ZM81 248H82V251H81ZM161 248H165V249L162 250ZM158 249H161V252H160V250L158 251ZM174 249L175 250L180 249L181 251L180 250L174 251ZM2 251H4V253H2ZM162 251L165 252L164 255H163ZM170 251H172V252H170ZM14 253H13L14 255H11L12 253L10 252L8 246H7V249L3 248V250H1V253H0V264H33L35 257H34V253L30 249H27V250L19 249V251L15 250ZM168 253H169L170 257L167 255ZM5 254L9 255V256H6ZM257 254H258V256H257ZM56 255H57V257H56ZM54 256L56 258H54ZM175 256L177 259L175 258ZM59 257H61V258H59ZM101 258H103V257L101 256ZM199 261H200V263H199ZM150 264H152V263H150Z\"/></svg>",
	"mask_w": 264,
	"mask_h": 264
}]
</instances>
